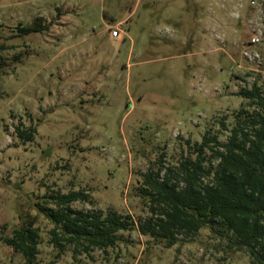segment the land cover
<instances>
[{
	"label": "rangeland",
	"instance_id": "rangeland-1",
	"mask_svg": "<svg viewBox=\"0 0 264 264\" xmlns=\"http://www.w3.org/2000/svg\"><path fill=\"white\" fill-rule=\"evenodd\" d=\"M35 25L47 29L21 31ZM255 83L264 89V0H0V264H28L2 241L24 214L39 230L34 264H252L210 229L166 248L135 228L106 252L57 260L37 203L84 190L138 223L144 175L162 181L207 131L227 142Z\"/></svg>",
	"mask_w": 264,
	"mask_h": 264
},
{
	"label": "trees",
	"instance_id": "trees-1",
	"mask_svg": "<svg viewBox=\"0 0 264 264\" xmlns=\"http://www.w3.org/2000/svg\"><path fill=\"white\" fill-rule=\"evenodd\" d=\"M45 29L35 25L21 31L31 34ZM239 95L247 104L233 114L227 142L207 131L190 148L188 157L166 168L162 181L159 173L144 175L139 193L148 213L138 223L130 214L96 208L88 191L44 196L37 210L53 225L50 242L57 251L56 259L69 248L74 258L90 255L94 249L106 252L124 242L121 232L135 228L166 248L210 229L227 246L247 253L252 264H264V89L255 83ZM221 125L227 129L225 122ZM17 135L26 144L34 140L36 131L18 128ZM76 203L83 207L76 208ZM20 219L13 236L2 241L34 264L39 255L36 218L24 214Z\"/></svg>",
	"mask_w": 264,
	"mask_h": 264
},
{
	"label": "built area",
	"instance_id": "built-area-1",
	"mask_svg": "<svg viewBox=\"0 0 264 264\" xmlns=\"http://www.w3.org/2000/svg\"><path fill=\"white\" fill-rule=\"evenodd\" d=\"M123 24H118L115 27L110 28L111 36L113 38H123L126 36L125 31L122 29ZM263 33L257 34L255 38L252 40V44H259L262 40Z\"/></svg>",
	"mask_w": 264,
	"mask_h": 264
}]
</instances>
